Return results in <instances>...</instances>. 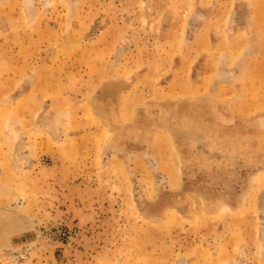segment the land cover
<instances>
[{
	"label": "rangeland",
	"instance_id": "374dc122",
	"mask_svg": "<svg viewBox=\"0 0 264 264\" xmlns=\"http://www.w3.org/2000/svg\"><path fill=\"white\" fill-rule=\"evenodd\" d=\"M0 264H264V0H0Z\"/></svg>",
	"mask_w": 264,
	"mask_h": 264
}]
</instances>
